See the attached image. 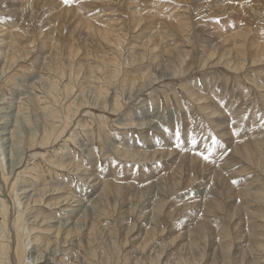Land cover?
Returning <instances> with one entry per match:
<instances>
[{"label":"rangeland","instance_id":"374dc122","mask_svg":"<svg viewBox=\"0 0 264 264\" xmlns=\"http://www.w3.org/2000/svg\"><path fill=\"white\" fill-rule=\"evenodd\" d=\"M253 1L255 5H253ZM7 2L2 3L0 7ZM38 2L36 7L33 4L34 0H26L20 9L26 11L27 17L20 16L11 29H26L25 31L29 35L26 38L28 42L33 41L38 45L45 42V57L50 56L53 52L54 56L58 53L63 58L70 57L74 62L73 69L69 72L68 65L61 62V67L69 74L60 84L56 82L53 85L52 76L47 74L33 78L22 73L13 78L15 79L14 85L9 89L0 87V134L3 125L7 123L16 125L14 129H18L19 136L16 137L12 159L16 166H24L25 161L29 160L27 158L29 155H26L29 146L32 142H39L38 136L47 125L54 124L52 120H56L52 116L53 108H51L57 107L53 102L56 96L49 88L57 93L56 100L59 105L65 104L67 100L63 93H60L64 86H69L66 81L69 77H73L75 81L74 86L77 87L75 91L86 87L84 93L77 97V101L84 102V108L78 115L81 123L83 125L91 123L92 117L95 118L96 124L108 121L102 127V129L104 128L102 135L95 134L97 132L94 130L96 126L94 124L90 128L86 127L85 133L82 132L84 138L80 136L81 134L78 135L75 145L73 143L65 144L70 147H67V151L64 150L65 153H68L62 158L67 162L70 159V162L74 163L72 165L79 166L81 170H89L88 174L77 172L76 167L74 178L72 174L68 173L71 176L64 174L63 180L57 182L48 175L47 178L37 179L38 182L35 184L36 189L41 192L40 195L44 196L43 202L51 200L52 193H55L51 191L58 187H64L65 191L69 187L73 188L75 195L85 199V201L79 202L83 206V214L81 213V219H79L83 230L79 222L76 225L80 228V230H78L79 228L76 230L77 233L80 231L82 235H79L80 239H78L86 243L87 247L83 249L81 246L80 251L77 250L80 255L79 264H96L97 260L101 261V264H201L199 254L204 252L202 249L204 241H201V237L204 238L205 235V238L209 239H205V241L207 240V252L213 259L212 262L207 261V263L242 264L244 262L243 264H255L256 261V264H261L257 260L256 249L252 251L253 248H250L254 241L252 240L250 243L245 238L252 232L257 236H263L264 223L259 221L254 226L253 221L248 219L244 211L250 205L254 210L259 207L264 208V151L255 153L249 158V161L242 160L239 155L235 154L236 145L251 143L257 136L264 137V14H261L264 13V6H258L261 2L256 0H68L67 3L65 0H38ZM43 6L44 8H42ZM246 6L248 7L246 8ZM256 8L259 11L252 14ZM41 9L44 12L42 16L48 15V19L43 22L32 20L30 17L32 11L38 12L39 10V14ZM3 10H5L3 13L6 19L14 18L12 4L7 8L3 6ZM246 15L248 16L246 17ZM80 22L85 23H83V27ZM118 23L122 27L118 26ZM182 24L189 28L191 26L193 29H185L184 32L182 31L186 33L184 35L181 32ZM58 26L62 33L59 32ZM115 26L114 32H119L126 27L124 45L120 47H123L120 53L124 57L123 63L127 64L125 65L126 69L132 68L133 75L137 72V74L144 75L145 78L135 83L134 87H130L125 84L124 76H121L118 83H115L116 86H112L113 89L108 94L98 97L97 90L87 86V82H85L83 66H88L87 55L89 53L101 55L106 65L105 77L109 72L108 57L111 56L108 53L109 45H103L98 36L93 37L90 30L92 27L102 30L108 28L107 30H109ZM56 29L58 30L56 31ZM89 31L91 34L88 33ZM232 31L233 33L238 31L241 37L236 35L238 32L233 34ZM160 34L165 38H161ZM244 34H247L245 35L247 38ZM159 39L166 41L159 46ZM258 44L261 45L260 49ZM53 47L56 49L52 50ZM38 50L39 48L36 49L35 54ZM179 54L183 56L184 74L173 76L176 73L174 67L178 66L177 56ZM143 55H145L143 62L138 59L134 60L136 56ZM80 62L82 67L78 65ZM131 63H133L132 66ZM215 65L218 66L215 67ZM237 66L238 68L240 66L241 69H235ZM167 67L169 72H167ZM237 72L239 73L237 74ZM2 77L0 68V84L4 80ZM147 82L151 83V88H146ZM146 84L147 86H145ZM41 102L46 106H43ZM46 107H49V110H43ZM20 109H22L21 113ZM85 112L90 115L86 116ZM47 113H51V117ZM140 123L145 124V127L139 125ZM76 124L78 123H75V127ZM115 128L120 130L119 134L114 132ZM61 130L56 131L60 132L58 135L60 139L63 137L64 139H59L57 146L54 145V148L48 150L46 155H55L57 149L60 151L59 149L64 143L63 140L69 137L67 135L69 131L66 130L67 132L64 134ZM1 140L0 136V160L2 163V167L0 166V201H5L4 207L8 209L11 217L22 211L26 212L24 217L28 221L29 216H32L36 208L34 205L23 206L22 203L27 202V199L22 195V186L18 185L12 192L13 194L10 193L15 178L8 179L7 176V179L5 176L3 178L2 170L5 174L8 173L5 154H9L8 150L12 148L7 142ZM126 143H129L128 147L136 146L133 149L140 161L136 159L133 164H128L127 161L117 157L116 162L113 163L114 167L112 156L116 153L117 147L127 146ZM147 144L149 147L146 146ZM159 149L163 150V159L158 158L159 154H157L155 156L157 158L153 159L151 163L144 162L143 164L141 160L144 157H152V153ZM45 150L47 149H33L30 154L37 156L34 162L37 164L41 162L40 166L44 164L41 159ZM54 150L55 152H53ZM49 152H53V154ZM106 153L108 158L103 160L102 155H106ZM46 155L44 161L49 159V155ZM180 156H182L181 161ZM192 159L199 160V162H194ZM201 160L207 163L205 170H202ZM192 162L195 163V170H192ZM229 162L231 163L229 164ZM183 166L184 168H182ZM96 179L100 180V183L114 179L117 181V185L118 183L122 185L113 187L114 191H111V194L102 200L97 198V191L91 190L93 185L96 186L98 183ZM92 192L94 193L92 194ZM244 194L247 196L244 197ZM214 200L222 203V210L218 215L211 216V219L207 220L206 211L210 212L212 207L206 202ZM2 202H0V206ZM56 213L58 216L61 215L54 208L45 210L43 207L40 217L55 216ZM62 216L55 220L60 219L64 224L68 217ZM198 226L201 230L205 228L206 231L199 232ZM76 227L74 228L76 229ZM126 227H134L136 231H140L142 228L143 234L141 233L135 239L134 236L127 240L126 238L129 236L125 235L126 231L122 232ZM115 229L119 230V233L109 236L108 230ZM224 229L228 231L227 237L231 235V240L236 236L240 237L233 244V248L231 247L232 261L227 258L231 249L228 250L225 247L229 244L222 240L226 238ZM147 230L152 234H157V239L152 243L146 241ZM6 235V226L1 217L0 237L5 238ZM242 241H245L244 245ZM166 245L171 246L170 249H166ZM219 245L226 252L220 254L223 251H220L222 249ZM133 252L134 254H132ZM36 255H28L26 262H32ZM59 256L60 254H58Z\"/></svg>","mask_w":264,"mask_h":264},{"label":"bare ground","instance_id":"6f19581e","mask_svg":"<svg viewBox=\"0 0 264 264\" xmlns=\"http://www.w3.org/2000/svg\"><path fill=\"white\" fill-rule=\"evenodd\" d=\"M8 1V2H7ZM42 1V0H41ZM45 1V0H44ZM47 1V0H46ZM54 1V0H53ZM257 2H261L260 5L258 6H264V0H256ZM7 2L5 5V8L9 7L11 4L12 6H14V18L13 19H6L5 15H4V11L3 10V6L0 7V68H1V73H2V78H4L3 82L0 84L1 88L4 89H9L10 86L14 85V81L15 79H13L15 76L17 77L19 74L24 73L26 76H31L33 78H36L38 75L39 76H45L50 75L52 76L51 81L53 83V85L56 84V82H62L65 81L64 79L68 76L69 72L71 69H73V60L70 59V57L68 58H63L61 57L58 53L55 54V56L51 53L50 56L45 57V53L44 51H46L45 46L46 43H42V45H38L36 42H31V41H26L27 36H29L25 31V27L23 24V27L25 30H17L18 28L15 29H11L13 28V24L17 23V19L20 18V16L23 18L27 17V13L25 10H21L20 7L23 6V4L26 2V0H0V6L2 5V3ZM35 3H33L36 7L38 5V0H34ZM256 2V3H257ZM45 3V2H44ZM253 5H255V2L253 1ZM32 4V5H33ZM42 4V3H41ZM130 4V3H129ZM40 5V4H39ZM47 5V4H46ZM49 5V4H48ZM251 5V4H250ZM257 5V4H256ZM50 7V6H49ZM150 7V6H149ZM248 6H246L247 8ZM257 7V6H256ZM44 8V6L42 7ZM131 8V7H130ZM254 8V7H252ZM72 9V8H71ZM74 9V8H73ZM164 9V8H163ZM227 9V8H225ZM264 9V8H263ZM34 10H36V8H34ZM43 9L40 10V13L38 14V12H33L32 10V15L30 16L32 20H38L43 22L44 20L48 19V15L46 16H42V14L44 12H42ZM52 10V9H51ZM66 10V9H65ZM37 11V10H36ZM57 11V10H56ZM67 11V10H66ZM70 11V10H69ZM152 11V10H151ZM259 10L258 8L254 9L253 13H257ZM64 12V11H63ZM75 12V10H74ZM71 13V12H70ZM130 13V12H129ZM136 13V12H135ZM150 13V12H149ZM226 13V12H225ZM243 13V12H242ZM67 14V13H66ZM69 14V13H68ZM134 14V13H133ZM152 14V13H151ZM154 14V13H153ZM158 14V13H156ZM264 14V13H261ZM29 15V14H28ZM63 15V13H62ZM116 15V14H115ZM65 16V14H64ZM68 16V15H67ZM248 15H246L247 17ZM5 17V18H4ZM29 17V16H28ZM51 17V16H50ZM133 17V16H132ZM146 17V16H145ZM149 17V16H148ZM151 17V16H150ZM245 17V19H247ZM4 18V19H3ZM66 18V17H65ZM64 18V19H65ZM68 18V17H67ZM135 18V17H134ZM143 18V17H142ZM63 19V20H64ZM189 19V18H188ZM3 20V21H2ZM25 20V19H23ZM30 20V19H29ZM31 20V22H32ZM55 20V19H54ZM67 20V19H66ZM155 20V19H154ZM242 21V18L240 19ZM250 20V19H249ZM86 21V20H85ZM144 21V20H143ZM244 21V20H243ZM2 22H6L5 24H3ZM34 22V21H33ZM137 22V21H136ZM253 22V21H252ZM82 23V27H83V23L84 22H80ZM90 23V22H88ZM87 23V25H89ZM92 23V22H91ZM187 23V22H186ZM251 23V22H250ZM249 23V24H250ZM261 23V22H260ZM61 24V23H60ZM85 24V23H84ZM119 24V23H118ZM179 24V23H178ZM27 25V24H26ZM86 25V26H87ZM115 25V24H114ZM123 25V24H122ZM137 25V24H136ZM176 25V24H175ZM181 25V24H180ZM246 25V23H245ZM253 25V24H252ZM64 26V25H63ZM96 26V25H95ZM117 26V25H116ZM114 27L109 28V30L106 29H96L94 27L91 28V33L93 35V37L98 36V39L104 44H108L109 45V52L111 57H108L109 63H108V74L104 77V73H105V63L103 60V57L101 55H93L91 53H89L87 55L88 57V66H83V71H85V82H87V86L89 87H94L97 92H98V97L100 96H104L105 94H108V92L110 90H112V86H116L115 83L117 81L120 80L121 76H124V81L125 84L129 85L130 87H134L135 83L141 81L143 78H145L144 75L141 74H137V72L133 75L132 72V68L131 69H126L124 64V57L122 56L123 54L120 53L121 50L123 49L120 48L122 45H124V35H126L127 31H126V27L122 28L119 32H114V30L116 29ZM120 26V24L118 25ZM141 26V25H140ZM166 26V25H164ZM171 26V24H170ZM179 26V25H178ZM183 26V24H182ZM181 26V28H182ZM36 27V26H35ZM98 27V26H97ZM122 27V26H120ZM119 27V28H120ZM173 27V25H172ZM186 25L183 26L181 32L185 29H191L192 27L190 26V28ZM54 28V27H53ZM59 29V26L57 27ZM88 28V26H87ZM87 28H85L87 30ZM100 28V27H99ZM118 28V27H117ZM118 28V29H119ZM170 28V27H169ZM251 28V27H250ZM56 29V31L58 30ZM62 29V28H61ZM84 29V30H85ZM138 29V28H136ZM152 29V28H151ZM193 29V28H192ZM191 29V30H192ZM240 29V28H239ZM247 29V28H246ZM34 30V29H32ZM36 30V29H35ZM55 30V29H54ZM53 30V31H54ZM171 30V29H170ZM173 30V29H172ZM176 30V29H175ZM251 30V29H249ZM74 31V30H73ZM88 31V30H87ZM90 31L88 32L89 34ZM136 31V30H135ZM245 31V30H244ZM243 31V32H244ZM252 31V30H251ZM40 32V31H39ZM60 32V29H59ZM64 32V31H63ZM169 32V31H167ZM182 32V33H183ZM238 32V31H237ZM235 31V33H237ZM242 32V34H243ZM246 32V31H245ZM244 32V33H245ZM250 32V31H249ZM248 32V33H249ZM38 33V32H37ZM62 33V32H60ZM192 33V32H191ZM233 33V31H232ZM233 33V34H235ZM39 34V33H38ZM71 34V33H70ZM184 35L186 33H183ZM176 35V34H175ZM182 35V34H181ZM230 35V34H229ZM236 35H240L239 32ZM247 34H244V36ZM87 36V35H86ZM128 36V35H127ZM148 36V35H147ZM225 36V35H224ZM243 36V35H242ZM33 37V36H32ZM161 37V34H160ZM164 37V36H163ZM161 37V38H163ZM171 37V36H170ZM173 37V34H172ZM179 37V36H178ZM230 37V36H229ZM241 37V35L239 36ZM237 37V38H239ZM246 37V36H245ZM91 38V35H90ZM151 38V37H150ZM165 38V37H164ZM226 38V36H225ZM235 38V37H234ZM247 38V37H246ZM34 39V38H33ZM127 39V38H126ZM174 39V38H173ZM172 39V40H173ZM233 39V38H232ZM231 39V40H232ZM236 39V38H235ZM241 39V38H239ZM243 39V37H242ZM245 39V38H244ZM95 40V39H94ZM148 40V39H147ZM155 40V39H154ZM160 44L159 46L166 40H161L159 39ZM194 40V39H193ZM238 40V39H236ZM251 40V39H250ZM162 41V42H161ZM168 41V40H167ZM235 41V40H234ZM246 41V40H245ZM261 41V40H260ZM58 42V41H57ZM151 42V41H149ZM233 42V41H232ZM242 42V41H240ZM263 42V41H262ZM34 43V44H32ZM229 43V42H228ZM252 43V42H251ZM48 44V41H47ZM126 44V43H125ZM151 44V43H150ZM149 44V45H150ZM191 44V43H190ZM235 44V42H234ZM247 45V43H245ZM261 44V43H260ZM50 45V44H49ZM144 45V44H143ZM256 45V44H255ZM42 46V47H40ZM53 46V45H51ZM158 46V47H159ZM241 46V45H240ZM259 46V44L257 45ZM264 46V43H263ZM126 47V45H125ZM148 47V46H147ZM185 47V46H184ZM242 47V46H241ZM246 47V46H245ZM39 48V50L37 51V54H35L36 49ZM55 47H53L52 50H54ZM136 48V47H135ZM149 48V47H148ZM180 48V47H179ZM234 48V46H233ZM240 48V47H239ZM244 48V47H243ZM247 48V47H246ZM261 48V45L259 46V49ZM56 49V48H55ZM159 49V48H158ZM146 50V48H145ZM168 50V49H167ZM177 50V49H176ZM181 50V48H180ZM83 51V50H82ZM232 51V50H231ZM243 51V50H242ZM241 51V52H242ZM81 52V51H80ZM79 52V53H80ZM168 52V51H167ZM202 52V51H201ZM205 52V51H204ZM184 53V52H183ZM191 53V52H190ZM205 53H209L208 51ZM230 53V51H229ZM264 53V52H263ZM146 54V53H145ZM169 54V53H168ZM187 54V53H186ZM211 54V53H210ZM219 54V53H218ZM221 54V53H220ZM249 54V53H248ZM247 54V55H248ZM257 54V53H256ZM148 55V54H147ZM173 55V54H172ZM171 55V56H172ZM204 55V54H203ZM238 55V54H237ZM79 56V55H78ZM174 56V55H173ZM187 56V55H185ZM205 56V55H204ZM214 56V55H213ZM218 56V55H217ZM224 56V53H223ZM226 56V55H225ZM235 56V55H234ZM242 56V55H241ZM246 56V55H245ZM94 57V58H92ZM207 57V55H206ZM216 57V56H215ZM214 57V58H215ZM178 60V66L174 67L175 68V74L173 76H177L178 74L180 75L181 73L184 72V61H183V56L179 54V56H177ZM188 58V56H187ZM208 58V57H207ZM237 58H239L237 56ZM247 58V57H246ZM259 58V57H258ZM257 58V59H258ZM261 58V57H260ZM143 60L145 59V55L143 56H136V58H134V60ZM160 59V58H159ZM172 59V58H171ZM225 59V58H224ZM249 59V58H248ZM251 59V58H250ZM255 59V60H257ZM220 60V59H219ZM223 60V58H222ZM222 60H220L222 62ZM235 60V59H234ZM259 60V59H258ZM262 60V59H261ZM174 61V60H173ZM247 61V60H246ZM61 62H64L66 65H68V73L65 69H63L61 67ZM126 62V61H125ZM143 62V61H142ZM152 62V61H151ZM171 62V61H170ZM169 62V63H170ZM219 62V61H218ZM220 62V64H221ZM243 62V61H242ZM253 62V61H252ZM128 63V62H127ZM172 63V62H171ZM202 63V62H201ZM256 63V62H255ZM133 63H131L132 66ZM166 64V63H165ZM168 64V63H167ZM216 64V63H215ZM79 67H82L81 62L78 64ZM232 65V64H230ZM240 65V64H239ZM173 66V65H172ZM218 66V65H217ZM215 65V67H217ZM236 66V65H235ZM246 66V65H245ZM243 66V67H245ZM257 67V66H256ZM130 68V66H129ZM160 68V67H158ZM231 68V67H230ZM239 68L241 69V67L239 66ZM238 66L235 69H239ZM166 69V68H165ZM168 69V67H167ZM166 69V70H167ZM169 69L170 66H169ZM169 69L167 72H169ZM219 69V68H218ZM221 69V68H220ZM244 69V68H243ZM78 70V69H77ZM136 70V69H134ZM152 70V69H151ZM162 70V68H161ZM229 70V68H228ZM79 71V70H78ZM174 71V70H173ZM204 71V70H203ZM231 71V69H230ZM234 71V70H232ZM236 71V70H235ZM242 71V70H241ZM26 72V73H25ZM37 72V73H36ZM74 72V71H73ZM163 72V71H162ZM245 72V71H244ZM153 73V72H152ZM171 73V72H170ZM174 73V72H173ZM236 73V72H234ZM239 72H237L238 74ZM23 74V75H24ZM163 74V73H162ZM184 74V73H183ZM242 74V73H241ZM155 75V73H154ZM172 75V73H171ZM22 77V76H21ZM32 78V79H33ZM148 80V79H147ZM32 81V80H31ZM68 82L69 86H64V88L62 89L61 93H63V96L66 98L67 102L65 104H60L58 103V101L56 100L57 93L54 92L53 89H50L54 94H55V98H54V105L57 106L56 108H53V115L51 113V115L54 116V118H56V120H52L53 121V125L49 126L47 125L46 128L42 131V133L38 136L39 142H32V144L29 146V148L27 149V156L29 155V160L25 161V165L21 166V165H15V163H13V159L12 157L14 149H15V143H16V137L18 135L17 130H15V126L12 123H7L5 125H3L1 127V138L4 142H7V144L10 145V147L12 149L9 148L7 155L5 154V159H6V163H7V168H8V173L5 174L4 170H2L3 172V178L5 176H7L8 179H14L12 183V187L10 188V193H12L16 187L22 186L21 187V192L22 195H24V198L27 199V202H23V206L26 205H34V208H36L32 214V216H29V220L26 221L25 220V213L24 212H20L17 213L14 216H10L8 213V209L6 207H4V202H2L1 206H0V218L2 217L3 219V223H5L6 226V230H7V235L5 236V238L0 237V264H79L80 263V255L78 254V251L81 246H83L84 248L86 247V243H83L82 240L80 239L81 233L80 231H78L77 233V229L79 227H76V225L80 224V220L81 219L80 215L83 212V206H81V204H79L80 201H85V199H82V197L79 195H75L74 194V190H72L73 188H68L66 191L64 190V187H58L54 190H52L51 192H55L56 195H54L55 193H52L51 196H53V198L49 201H45L43 202L44 196H41V192L39 190L36 189V182L37 179L39 180L40 178L44 177H48L51 176L54 180H56L57 182H60V180H63L64 178V174H72L73 178L74 175H76L75 173V169L76 167L72 164V162H67L66 160H64L62 157L65 156V154H67L68 152H64V150L68 149L70 146H66L69 143H73L75 145V143L77 142V137L78 135L83 136L84 138V133H85V129L90 128L91 125H96L94 127V130L97 132L95 134L97 135H102V131H104V128L102 129V127H104L106 125V123H108V121H106V123H102V124H96L95 123V118L92 117L91 118V123H87V125H83L79 119H78V115L79 113H81V110H83V104L84 102L80 103L79 101H77V97L79 94L84 93V89L86 87H81L79 88V90L77 89V91H75L77 88L76 86H74V79L73 77H69V79L66 80ZM118 83V82H117ZM148 86L147 84L145 86H147L146 88H151V83ZM141 84V83H140ZM143 84V83H142ZM157 84V83H155ZM137 85V84H136ZM140 86V85H139ZM144 86V87H145ZM152 86H154L152 84ZM118 87V86H117ZM126 87V86H125ZM115 88V87H114ZM124 88V87H123ZM142 88V87H141ZM132 89V88H130ZM145 89V88H144ZM138 90V88H137ZM91 91V90H90ZM119 91V90H118ZM125 91V90H124ZM49 92V91H48ZM134 92V91H132ZM136 92V91H135ZM50 93V92H49ZM51 93V94H53ZM111 93V92H110ZM116 93V92H115ZM120 94V92H118ZM135 94V93H134ZM140 95V93H139ZM115 98V96H112ZM129 97V96H128ZM127 97V99H128ZM131 97V96H130ZM109 98V96H108ZM106 99V103L107 100ZM143 98V97H142ZM145 98V97H144ZM39 99V98H38ZM43 99V98H42ZM113 99V98H112ZM131 99V98H130ZM64 100V99H63ZM114 100V99H113ZM40 101V100H39ZM48 101V100H47ZM128 101V100H127ZM132 101V100H131ZM43 102V100H42ZM41 102V104L43 105V103ZM87 102V101H86ZM118 102V101H116ZM39 103V102H38ZM44 103L48 104L47 102L44 101ZM95 103V102H94ZM98 103V102H97ZM96 103V104H97ZM87 104V103H86ZM109 104V103H108ZM120 104V102H119ZM131 104V103H130ZM133 104V103H132ZM137 104V103H136ZM22 105V104H21ZM51 105V104H50ZM100 105V102H99ZM97 105V106H99ZM113 105V104H112ZM138 105V104H137ZM145 105V104H144ZM46 106V105H43ZM42 106V107H43ZM53 106V105H52ZM95 106V105H94ZM104 106V105H102ZM88 107V105H87ZM106 107V105H105ZM104 107V108H105ZM23 108V107H21ZM107 108V107H106ZM120 108V107H119ZM118 108V109H119ZM43 109V108H42ZM49 110V107L44 108L43 110ZM101 109V108H100ZM108 109V108H107ZM106 109V110H107ZM20 109V113H21ZM52 110V109H51ZM113 111V110H112ZM12 112V111H11ZM50 112V111H47ZM54 112H58V113H54ZM106 112V111H105ZM212 112V111H211ZM48 114V113H47ZM48 114V115H49ZM58 114V116H57ZM85 115H90L88 112H85ZM137 115V114H136ZM15 116V115H14ZM157 117V116H156ZM53 118V117H52ZM90 118V117H89ZM143 118V117H142ZM141 119V117H140ZM157 119V118H156ZM155 119V120H156ZM11 120V119H10ZM77 120H79L78 122H76ZM128 120V119H127ZM51 121V122H52ZM88 122V121H87ZM75 123L76 127L74 126ZM143 123V122H142ZM140 123L139 125L145 127V124ZM4 124V123H3ZM152 125H154L153 123H151ZM137 125V124H136ZM147 125V124H146ZM150 125V124H148ZM156 125V124H155ZM135 126V125H134ZM75 127V128H74ZM126 127H130V126H126ZM63 128V129H62ZM136 128V127H135ZM140 128V127H139ZM63 130V133L66 134L65 132L69 131L67 133V135H69V137L64 141L62 147L59 149L60 151H58V149L56 150V153H54L55 155L51 154H47V151L50 150L51 148H54V145L58 144V141L60 139V137L58 136L60 134V132L56 131V130ZM65 129V130H64ZM102 129V130H100ZM61 130V131H62ZM67 130V131H66ZM143 130V129H142ZM155 131V130H154ZM84 132V133H82ZM115 133L119 134L120 130L115 128ZM128 133V131H127ZM63 134V135H64ZM137 134V133H136ZM135 134V135H136ZM62 135V134H61ZM19 136V135H18ZM43 136V137H42ZM45 136V137H44ZM66 136V135H65ZM86 136V135H85ZM59 137V138H58ZM118 137V136H117ZM129 137V136H128ZM18 138V137H17ZM58 138V139H57ZM82 138V139H83ZM131 138V136L129 137ZM61 139H64L61 138ZM60 139V140H61ZM133 139V138H132ZM1 140V141H2ZM127 140H129L127 138ZM137 141V140H136ZM153 141V139L151 140V142ZM60 143V142H59ZM68 143V144H67ZM66 144V145H65ZM95 144V143H94ZM127 146H120L117 147L116 153L114 154V156H112L113 158L112 160V164L116 162V158L118 157V159H122L127 161L128 164H133V162L136 161V159H138L137 155H135L134 149L136 148V146L131 145L130 147H128L129 143H126ZM131 144V143H130ZM57 146V145H56ZM147 147H149V145H146ZM237 147L235 148V154L239 155L242 160H246L249 161V158L254 155L255 153H262L264 151V137L261 136H257V138L253 139V142L251 143H244L240 146L236 145ZM68 147V148H67ZM138 147V146H137ZM144 147V148H147ZM107 148V147H106ZM157 148V147H156ZM33 149H47L45 150V152L42 153V166L41 162L40 164H37L36 162H34V160L36 159V155L32 154V156L30 155L32 153ZM52 150V149H51ZM44 151V150H43ZM67 151V150H66ZM89 151V150H88ZM94 151V150H93ZM162 149L156 150L154 151L152 154V157L149 158V156L144 157L141 161H143L146 163H151L153 159L157 158L155 157L157 154L158 158L163 159V155H162ZM194 151V150H193ZM55 152V150L53 151ZM53 152H49L52 153ZM70 152L72 153V150H70ZM91 152V151H90ZM4 153V152H3ZM76 154V153H75ZM169 154V153H168ZM49 155V159H45L44 158ZM103 156V160L108 158V155L106 153V155H102ZM101 156V157H102ZM167 156V155H166ZM174 156V155H173ZM183 156V155H182ZM182 156H180V161L182 160ZM194 156V155H193ZM59 157V159H58ZM111 157V156H110ZM48 158V157H47ZM168 158V157H167ZM170 158V157H169ZM172 158V156H171ZM98 159V158H97ZM74 160V159H71ZM165 160V159H164ZM175 160V159H174ZM236 160V159H235ZM98 161V160H97ZM138 161H140L138 159ZM173 161V160H171ZM192 161H196L197 163L199 162V160H195L192 159ZM230 161V159H229ZM232 161V160H231ZM240 161V160H239ZM191 162V161H190ZM192 162V170H195V163ZM225 163L227 161H224ZM234 162V161H233ZM76 163V162H75ZM171 163V162H170ZM231 162H229L230 164ZM18 164V163H17ZM173 164V163H172ZM171 164V165H172ZM206 162L201 160V166H202V170L206 169ZM169 165V164H168ZM182 165V164H181ZM0 166L2 167V163L0 160ZM114 166V164H113ZM199 166V165H198ZM229 166V165H228ZM71 167V168H70ZM115 167V166H114ZM211 167V166H210ZM178 168V167H177ZM184 168V166L182 167ZM191 168V167H190ZM224 168V166H223ZM3 169V168H2ZM186 169V168H185ZM189 169V168H188ZM182 170V169H180ZM198 170V169H197ZM214 170V169H213ZM81 171L83 174L87 173V170H81L80 167H77V172ZM168 171V169H167ZM102 172V171H101ZM178 172V171H177ZM183 172V171H182ZM195 172V171H194ZM94 173V172H93ZM96 173V171H95ZM115 173V172H114ZM179 173V172H178ZM70 174H68L69 176H71ZM217 174V173H216ZM113 175V174H112ZM179 175V174H178ZM182 175V174H180ZM85 176V175H82ZM159 176V175H158ZM187 176V175H186ZM91 177V176H90ZM196 177V175H195ZM6 178V179H7ZM181 178V177H180ZM189 178V177H188ZM238 178V177H237ZM198 179V178H197ZM88 180H91L88 178ZM155 180V179H154ZM46 181V180H45ZM92 181V180H91ZM95 181V180H94ZM178 181V180H177ZM42 182V180H41ZM81 182V181H80ZM96 186L93 185L92 187V191H97V198L99 199H105L109 194H111V191H114L113 187H119L121 186L119 183L118 185L116 184L117 181H115L114 179L112 180H106L104 181V183H100V180L96 179ZM220 182V181H219ZM11 183V182H10ZM84 183V182H82ZM191 183V182H190ZM196 183V181H195ZM57 184V183H56ZM124 184V183H123ZM194 184V183H193ZM133 185V184H132ZM253 185V184H252ZM46 186V185H45ZM44 186V187H45ZM55 186V185H54ZM80 186V185H78ZM153 186V185H152ZM188 186V185H187ZM239 186V185H238ZM255 186V185H254ZM42 189V188H41ZM48 189V188H47ZM52 189V188H51ZM113 189V190H112ZM240 191V190H239ZM264 191V190H263ZM44 192V191H43ZM58 192V194H57ZM92 192V194L94 193ZM241 192V191H240ZM239 192V193H240ZM243 193V192H242ZM13 194V193H12ZM44 194V193H43ZM49 195V194H48ZM47 195V196H48ZM56 196V197H55ZM85 196V195H84ZM95 196V195H94ZM243 196V195H242ZM247 196L244 194V197ZM20 198V197H19ZM85 198V197H84ZM90 198V197H89ZM22 199V198H21ZM92 201V199H90ZM101 200V202H102ZM26 201V200H25ZM82 201V202H83ZM185 201V200H184ZM43 202V203H42ZM189 203V202H188ZM208 203V205L210 207H212L209 211H206V219L209 220L211 219V216L214 215H218L221 210H222V203L218 200H214L213 202H206ZM79 204V205H77ZM40 205V206H38ZM185 205V204H184ZM196 205V204H195ZM207 205V204H206ZM46 209L49 208H54L55 210H57L58 214L61 215H66L68 218L66 220V222L64 224L61 223L60 219L59 220H55L56 218L60 217L61 215H56L52 216L50 215L49 217H40V214L42 213V208L43 207ZM162 207V205H160ZM180 206V205H179ZM191 206V205H190ZM189 207V206H188ZM196 207V206H195ZM33 208V209H34ZM39 208V209H38ZM164 208V207H163ZM97 209V208H96ZM185 210V209H184ZM188 210V209H187ZM186 210V211H187ZM244 210V209H243ZM242 212V209L240 210ZM41 212V213H38ZM86 212V211H85ZM88 212V210H87ZM245 214L248 216V219L253 221V225L255 226L257 222H262L264 223V208L259 207V209L254 210L252 208V205L247 206L245 209ZM83 214V213H82ZM235 215V214H233ZM62 216V217H63ZM86 216V215H85ZM84 218V217H83ZM182 218V217H181ZM10 220V222H9ZM68 221H71V223H68ZM223 221V220H222ZM84 222V221H83ZM84 224V223H83ZM200 225V224H199ZM79 226V225H78ZM76 227V229L74 228ZM82 227V226H81ZM93 227V226H92ZM91 227V228H92ZM136 227V226H135ZM87 228V227H86ZM199 228V226H198ZM83 230V227L81 228ZM200 229V228H199ZM4 230V229H3ZM80 230V228L78 229ZM204 231V229H202ZM201 229L199 232H203ZM225 230V229H224ZM76 231V232H75ZM87 231V230H86ZM125 235L128 237L126 238L127 240H130L131 238L134 239L137 238L142 232V228L140 229V231H136L134 230V227H126L125 230H122V232H125ZM225 232V236L226 238L222 239L225 243L229 244L228 246L226 245L225 247H227L228 250H230V254L227 256V258L229 260L232 261L231 258V251L233 248V244L235 243L236 240H238L240 237H235L231 240V235L230 237L228 236V231H223ZM75 233H77L75 235ZM83 233V231H82ZM86 233V232H85ZM88 233V232H87ZM116 233H119V230H108V235L112 236L115 235ZM124 234V233H122ZM131 234V235H130ZM219 234V233H216ZM249 234V233H248ZM80 235V236H79ZM157 234H152L149 230L146 231V241H150V243H152V241L154 242L155 239H157ZM208 235V234H207ZM224 235V234H223ZM86 236V235H85ZM180 236V235H179ZM218 236V235H217ZM88 237V236H87ZM201 237V236H200ZM204 237V236H203ZM206 237V235H205ZM202 238L201 237V241L203 242V247L202 249H204L203 253H200V260L199 262H201V264H209L208 262H212L213 259L211 256H209L208 252H207V238ZM222 237V236H221ZM79 238V239H78ZM84 238V237H83ZM178 238V237H177ZM77 239V240H76ZM205 239H207L205 241ZM247 240V242H250L253 240L254 242L251 243L250 248L252 249V251H255L254 249H256V252H258V257L257 260L260 261L261 264H264V234L263 236H257L256 233L252 232L251 234H249V236H247L245 238ZM88 240H90V238L88 237ZM216 240V239H215ZM183 242V241H182ZM196 242V241H195ZM243 245L245 243V241H242ZM197 243V242H196ZM223 243V242H222ZM249 243V244H250ZM168 244V243H167ZM209 244V243H208ZM193 245V244H192ZM197 245V244H196ZM221 245V244H220ZM219 245V247H220ZM241 245V244H239ZM195 246V245H194ZM200 246V245H199ZM224 246V245H223ZM235 246V245H234ZM145 247V246H144ZM171 247V246H170ZM170 247H168L166 245V249H170ZM190 247V246H189ZM232 247V248H231ZM149 248V247H148ZM191 248V247H190ZM216 248V247H215ZM221 248V247H220ZM249 248V249H250ZM146 249V248H145ZM198 249V248H197ZM222 249V248H221ZM234 250V249H233ZM246 250V249H245ZM80 251V250H79ZM166 251V250H165ZM216 251V250H215ZM224 253V249L220 250ZM201 252V251H200ZM214 252V250H213ZM226 252V251H225ZM251 252V251H250ZM249 252V253H250ZM164 253V252H163ZM197 253V252H196ZM195 253V254H196ZM199 253V250H198ZM197 253V254H198ZM210 253V252H209ZM248 253V252H247ZM255 253V252H254ZM37 254L34 258V260L32 262H26L27 257H29L28 255H34ZM58 254H60V256L58 257ZM71 254L72 257H71ZM96 254V253H95ZM134 254V252L132 253ZM165 254V253H164ZM187 254V253H186ZM212 254V253H211ZM216 254V252H215ZM246 254V252H245ZM244 254V255H245ZM251 254V253H250ZM193 255V254H192ZM94 256V255H93ZM215 256V255H214ZM233 256V254H232ZM238 256V255H237ZM242 256V255H241ZM162 257V256H161ZM191 257V256H189ZM244 257V256H243ZM242 257V258H243ZM215 258V257H214ZM237 258V257H236ZM250 258V257H249ZM199 259V258H198ZM111 260V259H110ZM187 260V259H186ZM191 260V259H190ZM107 261V260H106ZM117 261V260H116ZM120 261V260H119ZM125 261V260H124ZM244 261V259H243ZM254 261V260H253ZM98 264H101V261L97 260ZM96 262V264H97ZM105 262V260H104ZM165 262V261H164ZM215 262V261H214ZM239 262V261H238ZM242 262V261H241ZM113 263V262H112ZM161 263V262H160ZM166 263V262H165ZM217 263V262H216ZM215 263V264H216ZM244 263V262H243ZM242 263V264H243ZM246 263V262H245ZM256 264V261L254 262ZM83 264V263H82ZM168 264V263H167ZM189 264V263H188ZM214 264V263H213ZM221 264V263H220ZM226 264V263H225ZM228 264V263H227ZM249 264V263H248ZM253 264V263H252ZM259 264V263H258Z\"/></svg>","mask_w":264,"mask_h":264},{"label":"snow or ice","instance_id":"6c2138e0","mask_svg":"<svg viewBox=\"0 0 264 264\" xmlns=\"http://www.w3.org/2000/svg\"><path fill=\"white\" fill-rule=\"evenodd\" d=\"M65 2L67 3V2H68V0H65Z\"/></svg>","mask_w":264,"mask_h":264}]
</instances>
